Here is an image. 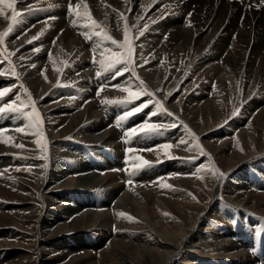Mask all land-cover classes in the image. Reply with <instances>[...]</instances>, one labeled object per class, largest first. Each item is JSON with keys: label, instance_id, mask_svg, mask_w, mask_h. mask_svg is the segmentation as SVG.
<instances>
[{"label": "bare ground", "instance_id": "6f19581e", "mask_svg": "<svg viewBox=\"0 0 264 264\" xmlns=\"http://www.w3.org/2000/svg\"><path fill=\"white\" fill-rule=\"evenodd\" d=\"M71 3H86L100 27H81L86 21L69 12V0H16L19 23L0 45L12 53L0 55V90L12 89L0 106L23 102L31 113V97L45 138L42 150L28 119L0 114V264H251L264 255V8L250 0ZM12 11L0 3V33ZM125 22L138 37L135 75L117 76L99 60L110 55L105 49L123 50L93 33L122 42ZM141 81L138 99L105 102L125 100L121 89L139 91ZM107 109L112 117L140 115L129 123L137 124L130 144L153 147L126 151L124 170L117 139L126 135L106 128ZM145 122L165 127L140 132ZM75 143L89 146L103 176H80L77 163H63L80 157ZM137 156L149 164L135 167ZM95 178L102 182L89 184Z\"/></svg>", "mask_w": 264, "mask_h": 264}, {"label": "snow or ice", "instance_id": "6c2138e0", "mask_svg": "<svg viewBox=\"0 0 264 264\" xmlns=\"http://www.w3.org/2000/svg\"><path fill=\"white\" fill-rule=\"evenodd\" d=\"M262 2H264V0H262ZM0 3H6V6L8 8L13 9L12 11V16L10 18V22L8 25V29L3 32L0 33V45H4L5 43V37H7L10 32L12 31L13 27L15 24L19 23L18 21V17L21 16V13L17 12L14 8V5L16 3V0H0ZM68 9L70 13H73L76 17H83V19L86 21L85 24H82L81 27H88V28H98L100 27L99 24H97V22L93 19V17L91 16L89 9H88V5L86 3H77L75 6H73V4L71 3V0H69V5H68ZM189 16H191V13H189ZM121 19H124L125 21L127 20L126 17H124L123 15H121ZM189 26H191L189 24ZM146 30V29H145ZM130 28L128 26V24L125 22L124 25V39L122 42L117 41L116 39H114L112 36L108 35L103 29L99 32H94L93 34L101 37L103 40L105 41H110V43L114 46H116L117 49H122L123 51L120 52H113L111 49H105V53H109L110 55L107 57V59L104 58V53H101L102 58L99 60V64L101 69L104 72H108V71H112V70H116V75H122L123 72H127V71H133V75H135L134 72V61L132 60V56L134 53V46H133V39H138V37L135 38H130ZM144 34L143 31L139 32V35L142 36ZM85 39H91V35L84 33ZM37 39V37H33V40ZM31 42V41H29ZM35 51H39V49H35ZM95 51V49L93 50ZM4 53H7V49H4L3 53H0V55H4ZM8 56L12 55V53H7ZM5 58H7V56H5ZM95 62V61H94ZM144 63H148L147 60L144 61ZM9 64L11 65V61H9ZM117 65H124V67L122 69H118L117 70ZM12 75L15 76V69L14 67L11 69ZM4 72H0V75H3ZM99 75V73H97ZM21 87H23V85H21ZM102 90V89H101ZM122 91H125L128 93V96L125 100L123 101H105L106 103H130L132 100L134 99H138L140 95L145 94V89L143 87V82L141 81V86H140V90L139 91H131L129 88H123L121 89ZM12 91L11 88H4L2 90H0V99L4 98L5 96H7L10 92ZM99 91V90H98ZM25 92H27V90L25 89ZM19 96H17V101H19ZM29 103H31L33 105V110L31 113H26L23 111V109L25 107H27V104L20 102L19 104L16 103V101H13L11 103H7L4 104L3 106H0V114H6V113H19L21 115H23L26 119L29 120V125L28 127H35L36 131H35V135L37 137H39L35 143L41 147V149L43 150L45 148V144H44V136L42 131H40V118H39V114L36 112L35 107H34V101H31V97H29ZM144 107H147V105H141L140 107H137L134 109V112H140L142 111V109ZM157 108L158 109H162V106L159 104V102H157ZM133 112H127L124 116L120 117V120H124L127 119L129 116L133 115ZM153 115H155V113H152ZM237 113L234 111L232 113L233 116H235ZM169 115H171V113H169ZM119 125V121L117 122ZM173 127L175 125H172ZM165 127L164 125H157V124H150L148 122H145L144 124H142L140 126L139 131L140 132H157L159 131L160 128ZM17 132H22L23 129L21 128H17L15 129ZM137 133V129H132L130 132L126 133L127 136L131 137L133 135H135ZM15 147H20L23 148V145H15ZM170 145H163L162 148L164 149H168L170 148ZM135 150L132 148L128 149L129 153L134 152ZM201 154H203V151L201 150ZM135 159L139 160L140 163L135 165V167L139 168V167H144L146 165L149 164L148 161L143 160L141 157L137 156L135 157ZM202 169H197V172L199 173ZM214 175H216L218 178L220 176H222V173H219L218 170L213 172ZM129 183H131V181H129ZM193 199H195V197H193ZM118 215L120 216H125L124 213H119ZM129 220H131V217H127Z\"/></svg>", "mask_w": 264, "mask_h": 264}, {"label": "rangeland", "instance_id": "374dc122", "mask_svg": "<svg viewBox=\"0 0 264 264\" xmlns=\"http://www.w3.org/2000/svg\"><path fill=\"white\" fill-rule=\"evenodd\" d=\"M99 76H100V75H99ZM114 77H115V76H114ZM112 79H114V78H112ZM112 79H111V81H112ZM98 80H99V78H98ZM101 83H102V82H101ZM115 84H117V83H115ZM105 85H107V84H102L101 86H102V87H103V86H104V87H108V88L110 89V85H108V86H105ZM106 111H108V109H107ZM140 112H141V111H140ZM103 113H104V115L106 116L107 120L109 119V120H108V124L114 122V124H117V125H118L117 122L119 121V127H120V126H121V127H120V129H118V128L116 129V131L118 132V135H121V134H125V135H126V133L130 132L131 130L129 131V130L126 129V130H127V131H126L124 128H127V127L129 126V123H130L132 120H136V119H138V118L140 117V115H136V113H134L133 115L129 116L127 119L119 120L121 116H124V115L126 114V112H125L124 115H123V114H117V115H115L114 117H117V119L115 118V119L113 120L114 117L109 116V114H111V113H110V110H109L107 113H105V112H103ZM108 113H109V114H108ZM118 117H119V118H118ZM131 118H132V120H130ZM111 119H112V120H111ZM117 120H118V121H117ZM125 120H127V121H125ZM109 121H110V122H109ZM122 121H123V123H122ZM108 124H107V125H108ZM125 125H126V126H125ZM138 126H139V125H138ZM122 127H123V128H122ZM135 127H137V124H136V126L134 125V128H135ZM113 128H114V127H113ZM121 129H122V130H121ZM124 130H125V131H124ZM125 132H126V133H125ZM119 133H120V134H119ZM133 136L135 137V135H133ZM119 137H120V138H118L117 140H123V139L125 138V136H122V137L119 136ZM126 137H127V135H126ZM132 138H133V137L128 138L126 144H123L122 142H120V145H123L124 147H126V146L128 147V145H129V146H131L132 149H134V148H138V147H139V149H140L141 151H143V150H147V149L150 150V148H153V147H141V146L137 145L136 143H135V145L132 146V145L130 144V142H132V140L134 139V138H133V139H132ZM68 143L70 144V143H72V142H68ZM128 143H129V144H128ZM81 145H82V148H83L84 145H83L82 143H81ZM99 145H101V144H99ZM99 145H96V146H98L99 148L102 147V149H104V148H106V147H107V148H115V147H113V145H110V146H109V145H106V144H105V145L102 144V146H99ZM76 146H77V145H76ZM135 146H136V147H135ZM77 148H78V147H77ZM84 148H86V149H85L86 151H90V148H89L88 145L86 146V144H85ZM97 149H98V148H97ZM72 150H73V149H70V152H72ZM79 150L81 151V148L78 149V151H79ZM104 150H106V149H104ZM91 151H92V150H91ZM91 151H90V152H91ZM74 152H75V151H73L72 154H74ZM106 152H107V153H112L113 151H112V150H107ZM127 152H128V151H127ZM91 153L93 154V155L90 156V157L92 158V162H93V159L97 162V158H96V156L94 155L93 151H92ZM128 153H129V152H128ZM114 154H115V153H114ZM130 154H131V153H130ZM132 154H133V152H132ZM74 155L78 156V152H77V150H76V152H75ZM84 157H86V156H85L84 154L81 153V154H80V157L78 158V160L75 159V157H74V158H71V160H72L73 162H76L77 164L81 165V164H84L85 161H86ZM121 157H122L121 159H120V157L118 158L120 161H122L123 158L126 159V158H125V155H122ZM69 158H70V157H69ZM87 159H88V158H87ZM124 159H123V161H124ZM69 160H70V159H69ZM71 160H70V161H71ZM72 161H71V162H72ZM80 161H81V162H80ZM79 162H80V163H79ZM126 164H127V162H126ZM124 165H125V164H124ZM124 167H125V168H122V170L128 168L127 165H125ZM81 169L84 170V168H81ZM106 172H107V171L105 170V173H106ZM74 173H75V172H74ZM74 173H73V174H74ZM73 174H72V175H73ZM88 175L93 176V175H97V174H88ZM84 176H87V175H84ZM98 176H103V174H102V175H98ZM98 176H97V177H98ZM73 177H74V178H78V176H74V175H73ZM98 178H99V177H98ZM98 178H95V179L91 180L89 184H97V183H101L102 181L99 182V181H98ZM85 184H86V183H85ZM125 186H127V183L125 184ZM77 188H80V187H77ZM74 189H76V188H74ZM78 192H81V191H78ZM132 192H137V191H135V189H133ZM75 195H76V194H75ZM76 198H77V197H76ZM125 200H127L128 202H130L131 206H134V205H135V203H134L132 200H130V199H124L123 201H125ZM75 201H77V200H75ZM113 201L115 202L116 199H114ZM123 201L121 200V203H122ZM77 202H78V205H79V204H80L79 201H77ZM114 202H113V204H114ZM71 203H72V202H71ZM74 204H75V207L78 206L77 203L73 202L72 205L74 206ZM112 206H113V205H110L111 208L114 207V206H113V207H112ZM131 206H128V207H131ZM83 208H84V210H86L85 207H83ZM83 208H82V209H83ZM101 208H102V209H106L104 206L101 207ZM99 209H100V208H99ZM81 211H82V210H79L78 212H79L80 215H83V212H81ZM113 230H114V229H113ZM221 231H222V230H221ZM208 239H209V238H207V240H208ZM73 246H75V245H73Z\"/></svg>", "mask_w": 264, "mask_h": 264}]
</instances>
